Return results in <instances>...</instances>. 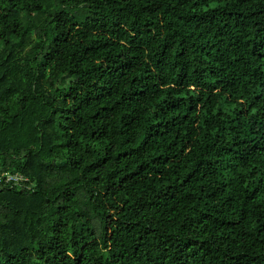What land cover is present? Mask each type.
<instances>
[{"label":"trees","instance_id":"1","mask_svg":"<svg viewBox=\"0 0 264 264\" xmlns=\"http://www.w3.org/2000/svg\"><path fill=\"white\" fill-rule=\"evenodd\" d=\"M5 171L0 264H264V0H0Z\"/></svg>","mask_w":264,"mask_h":264},{"label":"built area","instance_id":"2","mask_svg":"<svg viewBox=\"0 0 264 264\" xmlns=\"http://www.w3.org/2000/svg\"><path fill=\"white\" fill-rule=\"evenodd\" d=\"M2 180L12 183V186L16 185L19 187L30 186L29 182H31V179H29V177L25 176L24 174L11 173L8 171L0 172V182Z\"/></svg>","mask_w":264,"mask_h":264},{"label":"rangeland","instance_id":"3","mask_svg":"<svg viewBox=\"0 0 264 264\" xmlns=\"http://www.w3.org/2000/svg\"><path fill=\"white\" fill-rule=\"evenodd\" d=\"M70 15H73L78 21H84L88 16V10L86 7H80L76 10L69 12Z\"/></svg>","mask_w":264,"mask_h":264}]
</instances>
